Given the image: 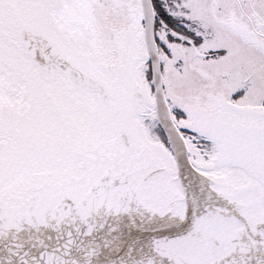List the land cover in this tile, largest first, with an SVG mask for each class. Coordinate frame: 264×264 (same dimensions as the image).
I'll return each mask as SVG.
<instances>
[{
    "label": "snow or ice",
    "instance_id": "snow-or-ice-1",
    "mask_svg": "<svg viewBox=\"0 0 264 264\" xmlns=\"http://www.w3.org/2000/svg\"><path fill=\"white\" fill-rule=\"evenodd\" d=\"M0 264H264V0H0Z\"/></svg>",
    "mask_w": 264,
    "mask_h": 264
}]
</instances>
